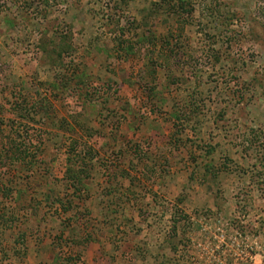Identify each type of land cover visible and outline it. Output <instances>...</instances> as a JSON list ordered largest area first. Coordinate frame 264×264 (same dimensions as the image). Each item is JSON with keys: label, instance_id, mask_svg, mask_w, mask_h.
Listing matches in <instances>:
<instances>
[{"label": "rangeland", "instance_id": "1", "mask_svg": "<svg viewBox=\"0 0 264 264\" xmlns=\"http://www.w3.org/2000/svg\"><path fill=\"white\" fill-rule=\"evenodd\" d=\"M0 264H264V0H0Z\"/></svg>", "mask_w": 264, "mask_h": 264}, {"label": "trees", "instance_id": "2", "mask_svg": "<svg viewBox=\"0 0 264 264\" xmlns=\"http://www.w3.org/2000/svg\"><path fill=\"white\" fill-rule=\"evenodd\" d=\"M180 6H182L181 3H180ZM171 12L173 14H177L178 11H171ZM64 42L65 41H62V42L59 41V42H56V43L54 42V44H55L54 46L55 47L53 49V52L56 53V56L58 58H62V54L66 53L68 51V49L70 48V45L69 44H63ZM32 109L34 110V112H40V110L42 111L41 106L36 108V109H35V107L32 106ZM72 164H74V163H72ZM72 164L68 165L69 168H68V171H67L66 175L68 177H70L73 182H75V185L84 184V183H82L83 181L81 179V176H84V173H86V170H85L84 166L83 165L79 166V168H77L78 169L77 172L75 171V173L73 174V170H72V167H71ZM77 174H79V175H77ZM77 188H79V190H81V192L83 190H85V189L80 188L78 186H77Z\"/></svg>", "mask_w": 264, "mask_h": 264}]
</instances>
